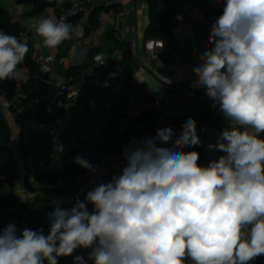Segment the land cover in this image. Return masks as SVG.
<instances>
[{
  "label": "clouds",
  "instance_id": "obj_1",
  "mask_svg": "<svg viewBox=\"0 0 264 264\" xmlns=\"http://www.w3.org/2000/svg\"><path fill=\"white\" fill-rule=\"evenodd\" d=\"M215 2L222 12L192 69V87L228 122L207 145L223 155L199 164L194 149L202 141L192 119L179 134L165 127L133 138L122 150L119 175L70 208L64 198L51 201L47 234L15 223L0 229V264H59L69 256L73 264H251L264 256V0ZM30 27L47 48L84 36L63 18ZM28 51L0 30V80L21 76ZM63 150L55 143L56 153ZM74 163L96 171L79 155ZM78 249L88 250L87 257L74 255Z\"/></svg>",
  "mask_w": 264,
  "mask_h": 264
},
{
  "label": "crops",
  "instance_id": "obj_2",
  "mask_svg": "<svg viewBox=\"0 0 264 264\" xmlns=\"http://www.w3.org/2000/svg\"><path fill=\"white\" fill-rule=\"evenodd\" d=\"M160 2L163 6V1L161 0ZM0 4L10 13L13 21H18L25 27L29 35L30 47L33 50L38 53L53 55L54 59L51 65L58 77L61 79L66 78V72L71 66L89 65V68L84 71L83 82L78 83L81 88L85 87L86 90L83 92L82 97L72 100L70 104H73L77 109L79 126L82 122V112L85 111L88 116H96L97 126L92 127L90 118L85 120L86 129L79 133L78 144L76 145L78 146L80 143L87 140L93 141L94 155L92 156L89 152L85 157L88 161H93L92 165L96 168V171L93 173L86 170L82 173H78V171L75 170L68 173L57 185L51 186L53 190L48 191L38 190L40 184L36 181V178L35 181H32L31 178L30 183L35 189H29L25 183L27 161L25 163L23 160L24 168L21 173L22 177L20 178V182L17 171V182L14 186L0 185L3 186V196L17 197L26 202L29 207L33 209L53 206L51 201L55 198H64L65 203L63 207L69 208L70 203L75 197L83 194L86 195V193L97 184L108 182L113 175L120 174L122 167L126 163L122 156V150L133 138L140 140L146 136H155L146 133L147 125L144 122L137 123L130 127L125 116H139L141 113L151 110L155 104L160 106L161 97L167 89L179 87L181 85L192 87V83L196 79V76L185 69H180L175 72L165 71L164 65L166 63L163 62L160 57H155L151 63H144L141 60L144 41L147 38L145 31L149 24V8L147 2L144 0H121L122 6L131 10V13L126 16L122 14L117 15L113 13L112 9L99 11L95 18L97 20V25L90 32H86V29L83 28L76 19L68 21L67 23L72 24L73 27L81 26L84 30L87 43L80 48L74 46L75 40L78 39L74 35L71 40L64 41L57 48H47L43 44V38L37 35L35 29L30 27L33 21L52 18L57 12L56 8L48 7L42 12L35 13L34 2L32 0H0ZM207 4L218 5L215 0L190 2L184 5L183 11L175 18L172 33L180 49L183 51L184 57H187L190 46L196 42L194 23L205 14V7ZM98 50L105 51L108 54H114L119 51L117 58L130 69L133 75L136 86L123 108H121L123 104L121 94L125 83V76H121V74H117L120 76V83L117 85L113 96H109L105 101H102L101 98L104 94L101 89L102 84H100L98 97H89L90 93L97 90L95 80L97 78L100 80V75L94 76L92 68L90 67L92 56L96 51L98 52ZM19 71L22 74L18 78L26 80L28 75L27 68L22 67ZM113 79L114 78L104 80V82L107 83L106 87L108 89V85L111 86L116 83V80L112 82ZM89 86H91V88ZM155 96L159 97V100L156 102L152 100ZM212 103L213 101L205 96L204 115L209 118L203 123L199 133L202 141V145L199 146V148L204 152L209 161L218 159L220 155H223V153L218 151H209L207 145L209 143H214L218 133L228 126L227 120L219 113L218 107H211ZM107 107H110L112 122L108 119L105 121L101 118L99 110H102L104 116L107 117ZM0 110L8 124H10L11 131L15 133L16 147L18 154L20 153L21 156L19 147V127L16 123L14 114L10 111L8 102L1 93ZM174 116H180L186 120L189 118V116L183 112H179ZM160 119L157 121L156 129L161 128ZM69 123L73 124V121L67 112V121L65 123L67 127V136ZM106 125H111L114 129V134L112 136L105 135L101 130V127ZM128 128L136 135L129 142L124 144L118 152L116 151L119 146L115 141L116 133ZM49 131L52 135L59 134L56 127H53ZM97 141H103L104 147L97 148L95 146ZM103 155L105 156L99 159L100 156ZM68 179H71L70 183L59 191ZM5 187L8 189L5 190ZM26 219H29V221L34 220V218L29 215H27ZM14 220L16 221V219ZM15 221L14 223L18 224V222L16 221V223Z\"/></svg>",
  "mask_w": 264,
  "mask_h": 264
},
{
  "label": "trees",
  "instance_id": "obj_3",
  "mask_svg": "<svg viewBox=\"0 0 264 264\" xmlns=\"http://www.w3.org/2000/svg\"><path fill=\"white\" fill-rule=\"evenodd\" d=\"M23 1V0H21ZM34 2V12L39 13L48 7L56 8L57 12L68 5L69 0H63L62 4H58L57 0H32ZM148 4L149 8V24L146 28V39L155 38L164 42L165 46L160 54V58L163 62L167 63L176 48L179 47L177 40L172 33L173 23L176 16H178L184 8L185 0H144ZM111 9L109 7L106 8ZM101 10H95L92 13L90 23L85 28L86 32H90L96 25V15ZM72 20V19H71ZM70 21V20H69ZM22 25L18 21H13L10 13L0 4V30L13 35L16 38L21 31ZM28 53L22 64L18 65V70L22 67L27 68V79L24 80V88L26 91V97L23 99L21 106L23 110L18 112L13 106H9L10 111L15 114L16 123L19 127V147L23 160L27 161L29 157L38 158L39 161L35 163V178L40 184L38 190L48 191L53 190L51 186H55L62 180L68 173L75 170L78 173L86 171L79 165L74 163L73 158L79 155L82 158L87 159L85 156L89 154V140L80 143L78 148H72L71 152H61L62 161L59 162L58 157L54 154L51 143L48 140L46 134L41 133V128L47 124H53L60 134V124L66 123L67 112L64 106L60 105L61 97L58 94L57 87L48 82V74L42 73L39 65L34 61L31 55V48L28 46ZM100 51V50H98ZM97 52V51H96ZM89 68V65L83 66H71L66 72V79L70 84H78L83 82L84 71ZM117 68L123 70L125 76V83L122 88V101L121 108L124 107L125 102L132 94L136 82L133 80V75L130 69L122 63L118 58L111 57V59L103 66L93 67L92 71L94 76L100 75V84H103L105 79H109L111 73H115ZM16 79L0 80V93L5 97L6 101L10 105L15 93ZM91 88V86H89ZM82 92L86 89L81 88ZM99 95V88L90 93V98H96ZM154 102L159 100L158 96L152 99ZM173 118V120L183 125L187 122L180 116H172L164 112L159 105H154L151 110H147L141 113L139 116L126 115L125 119L129 126L132 127L137 123H146V133L155 135L156 124L160 118ZM209 117L203 115L202 122L204 123ZM103 133L107 136L114 134V129L111 125L101 127ZM61 135V134H60ZM135 133L130 129L118 131L115 136V141L118 143L116 151H120L121 147L129 142ZM264 138V134H262ZM12 131L11 127L6 121L2 111L0 110V185L14 186L17 182V163L11 149ZM95 146L97 148H103L104 142L97 141ZM197 151L200 153L199 164L206 166L209 163V159L204 152L197 147ZM105 155L100 156L99 159ZM88 160V159H87ZM58 162L60 170L55 169V164ZM90 162V161H89ZM93 164V161L90 162ZM27 166V175L25 178L26 186L29 189H35L30 183L31 173L29 170V164ZM71 179H68L61 187V191L66 185L70 183ZM81 201L84 200L85 194L77 196ZM76 198V197H75ZM75 198L72 200L70 207H72ZM89 210H92V206L88 205ZM0 209L7 211L14 209L16 211L11 213H4L0 215V229L8 225L5 221L6 217L12 216L21 222L24 215H29L34 220L29 221V226L36 224L35 229H43L47 234L49 229L48 214L52 212L53 206H46L44 208L33 209L29 205L20 200L17 197H6L0 195ZM18 229V227H17ZM87 251L84 249H78L74 255H83L87 257ZM59 264H73V256L61 257ZM91 264V262H89Z\"/></svg>",
  "mask_w": 264,
  "mask_h": 264
},
{
  "label": "built area",
  "instance_id": "obj_4",
  "mask_svg": "<svg viewBox=\"0 0 264 264\" xmlns=\"http://www.w3.org/2000/svg\"><path fill=\"white\" fill-rule=\"evenodd\" d=\"M199 0H185V4ZM107 7L111 8L113 13L129 15L131 10L125 8L121 4V0H69L68 5L58 12L53 17L59 21L63 18L67 23L71 19H76L83 28H86L95 10H104ZM222 12V5L207 4L205 14L194 23V32L196 42L189 48L187 57H184L180 47L176 48L170 60L164 65L165 71L175 72L180 69H185L193 73L192 69L200 64L199 56L206 50V44L209 37V30L214 21ZM177 18V16H176ZM23 43L30 46L29 35L25 27L22 26L17 37ZM87 43V37L83 36L74 42L76 48L83 47ZM165 44L160 39L148 38L144 41L143 55L141 60L144 63H151L155 57H159ZM31 48V47H30ZM119 51L114 54H108L105 51H98L92 56L91 68L105 65L111 57L117 58ZM31 55L34 61L39 65L42 73L48 74V82L57 87L58 94L61 97L60 105L67 110L68 104L77 98L82 97L83 92L78 84H70L66 78L58 77L52 67L54 59L52 54H42L31 48ZM24 80L17 78L15 85V93L13 100L9 106H13L18 112L23 110L21 103L26 97L24 88ZM205 93L202 89H195L187 85L167 89L160 102V108L172 116L183 112L196 122L197 132L200 133L203 122L205 108ZM15 116V114H14ZM161 128L171 127L177 134L180 133L182 125L176 123L173 118H161ZM187 120V121H188ZM175 139V137H174ZM170 146V145H169ZM192 149H185V151ZM196 150V148L194 149ZM251 264H264V256L258 257Z\"/></svg>",
  "mask_w": 264,
  "mask_h": 264
},
{
  "label": "rangeland",
  "instance_id": "obj_5",
  "mask_svg": "<svg viewBox=\"0 0 264 264\" xmlns=\"http://www.w3.org/2000/svg\"><path fill=\"white\" fill-rule=\"evenodd\" d=\"M115 73H116V76L112 80V82L114 80H116V83L115 84H113L111 86L108 85L109 89L106 86H104V83L105 82H103V84H102V88L101 89L103 90V94H104L103 97L101 98L102 101H105L107 97L114 95V91H115L117 85L120 83V81H119L120 76L117 75V74H121V76H124L123 71L120 68H117L116 71H115ZM99 85H100V80H99V78H97L95 80V86H96L97 89L99 88ZM97 100H98V98H97ZM97 102H99V101H97ZM106 111H107V117L104 116L102 110H99V112L101 113V118L103 120H105V121L108 119L109 121L112 122V116L110 114V112H111L110 107L109 108L107 107L106 108ZM67 112H68L69 117L73 121V124L72 123L71 124L69 123L67 139H63L61 137V135H59V134L52 135L50 133V131H48L46 133V136H47L48 140L51 143V148H52L54 154L58 157L59 162L62 161L61 153H56L54 151V145H55V143H62L63 149H64L63 151H65V152H71V149L72 148H78V146H79V145L78 146H76V145L78 144L79 133L80 132H83V130L86 129L85 120L87 118H90V123H91L92 127L97 126L96 116L95 115L94 116H88L85 111L81 113L82 114V122H81V125L79 126V123H78V120H77L78 119V112H77L76 107L73 104H70V103L68 104V106H67ZM71 142H72V144H71ZM11 149H12L13 155H14L15 160H16V163H17V171H18L19 182H20V178L22 177V174L21 173H22V170L24 168V166H23L24 164H23L22 156H20V153L18 154V150H17V147H16V141H15V133L14 132H12ZM37 161H39V159L38 158H35V157H29L27 159V163L29 164V167H30L29 169H30V172H31L32 181H35V173L36 172H35V169H34V167H35L34 165H35V163ZM55 169L60 170V167L58 165V162L55 164ZM4 189L7 190L8 188L5 187ZM0 195H3V186H0ZM14 211H16V210L9 209L7 211H3V209H0V215H3L4 213H11V212H14ZM26 217H27V215H24L23 219H26ZM27 220L29 221V219H27ZM5 221L9 224V223H14L15 220L12 218V216H8V217H6V220ZM16 221L19 224V221L18 220H16ZM21 222H22V220H21ZM18 224H15V225L17 226ZM35 226H36V224L34 223L29 228L30 229H35Z\"/></svg>",
  "mask_w": 264,
  "mask_h": 264
},
{
  "label": "water",
  "instance_id": "obj_6",
  "mask_svg": "<svg viewBox=\"0 0 264 264\" xmlns=\"http://www.w3.org/2000/svg\"><path fill=\"white\" fill-rule=\"evenodd\" d=\"M99 121V118H98ZM55 127L53 124H47L41 128V133L45 135L50 129ZM60 134L63 139H67V127L65 123L60 124ZM89 152L93 156L94 155V150H93V141H89ZM71 204V203H70ZM18 230H23L25 228H29V221L27 219H23L21 223L17 225ZM19 234V231H18Z\"/></svg>",
  "mask_w": 264,
  "mask_h": 264
}]
</instances>
